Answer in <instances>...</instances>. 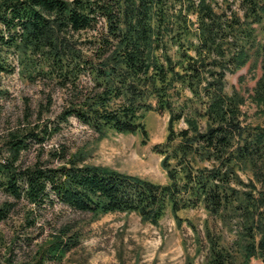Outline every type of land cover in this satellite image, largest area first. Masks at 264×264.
Listing matches in <instances>:
<instances>
[{"label": "trees", "instance_id": "trees-1", "mask_svg": "<svg viewBox=\"0 0 264 264\" xmlns=\"http://www.w3.org/2000/svg\"><path fill=\"white\" fill-rule=\"evenodd\" d=\"M238 1L242 15L228 16L218 11V0H0V75L15 71L9 57L19 54L29 75L49 70L65 83L81 73L76 35L95 34L92 57L84 61L93 85L78 91L73 83L63 120L75 117L101 137L140 133L145 144L146 114L169 115L166 142L154 148L166 185L76 158L66 162V154L61 167L24 168L18 163L27 144L14 134L9 157L0 160V191L35 205L54 195L96 216L136 213L153 225L169 206L176 218L201 207L212 217L234 213L245 230L239 264L264 262V191L255 196V185L238 175L240 166H250L264 189V131L242 126L239 104L225 85L226 73L256 53L264 96V0ZM185 90L190 101L182 99ZM181 121L187 128L177 130ZM10 208L0 207V223ZM209 264L237 263L215 245Z\"/></svg>", "mask_w": 264, "mask_h": 264}, {"label": "rangeland", "instance_id": "rangeland-1", "mask_svg": "<svg viewBox=\"0 0 264 264\" xmlns=\"http://www.w3.org/2000/svg\"><path fill=\"white\" fill-rule=\"evenodd\" d=\"M218 4V11L225 10L228 16L234 12L242 15L238 0H218ZM94 35L87 32L74 39L80 43L77 47L83 60L81 73L65 82L68 88L58 72L33 71L29 75L21 56L10 55L15 71L0 75V160L9 157V142L17 134L27 144L18 163L24 168L38 165L53 169L76 158L82 165L106 167L166 185L169 179L162 168L163 158L154 148L166 142L167 113L146 114L145 144L140 133L109 131L101 137L75 117L62 119L73 99L74 85L78 91L93 85L84 61L92 57L89 41ZM262 76L261 60L255 53L245 67L227 72L225 78L226 93L239 104L242 126L253 132L264 131V96L257 89ZM182 99L193 97L185 90ZM185 128L184 121L176 124L177 130ZM64 154L66 162H61ZM238 175L245 184L255 185V196L264 191L250 166H240ZM5 204H10L11 212L0 223V264H209L215 245L235 263L243 260L244 223L234 213L212 217L201 207L180 211L176 218L169 206L153 225L136 213L96 216L77 211L54 195L35 205L0 191V207ZM251 264L264 262L253 258Z\"/></svg>", "mask_w": 264, "mask_h": 264}]
</instances>
